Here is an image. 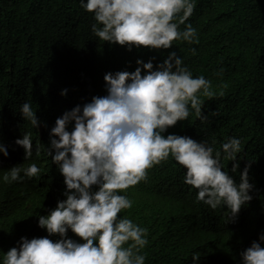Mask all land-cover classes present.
<instances>
[{
  "label": "trees",
  "instance_id": "trees-1",
  "mask_svg": "<svg viewBox=\"0 0 264 264\" xmlns=\"http://www.w3.org/2000/svg\"><path fill=\"white\" fill-rule=\"evenodd\" d=\"M191 2L194 11L180 30L191 24L196 29L193 43L177 40L169 50L129 52L92 33L94 14L81 7V0H0V141L8 151L4 164L0 163V264L22 237L48 236L38 226V217L66 199L64 177L57 174L48 155L56 119L93 96L106 95V73L133 72L137 59L147 63L155 57L154 65L162 63L171 51L193 78L211 81L215 94L197 93L207 122L190 109L186 121L163 135L204 141L214 155L221 151L223 170L237 184L251 163L252 200L235 222H229L226 207L213 210L197 201L198 190L183 182L186 169L170 155L148 170L146 180L118 193L132 202L118 218L148 230V243L140 252L145 264H193L195 252L201 254L197 264H242L240 253L260 242L264 234V0ZM64 89L67 95L61 96ZM26 102L36 112L39 128L22 118L20 109ZM29 132L33 153L25 160L24 149L15 141ZM231 138L241 141L236 173H231L233 162L223 158L221 148ZM32 163L40 169L37 176L28 178L21 172V180L3 181L12 167ZM67 236L83 243L71 230Z\"/></svg>",
  "mask_w": 264,
  "mask_h": 264
},
{
  "label": "clouds",
  "instance_id": "clouds-1",
  "mask_svg": "<svg viewBox=\"0 0 264 264\" xmlns=\"http://www.w3.org/2000/svg\"><path fill=\"white\" fill-rule=\"evenodd\" d=\"M81 7L94 14L91 30L99 40L129 52L133 48L169 50L174 41L193 43L196 38L191 24L180 30L194 11L191 0H81ZM154 60L137 59L133 72L106 73V95L93 96L56 119L49 133L48 155L57 174L64 177L66 199L58 201L48 215L38 217V226L48 236L22 237L4 255L3 264H145L146 257L140 252L148 243V230L128 218H118L122 210L132 207L118 193L146 180L148 170L170 155L186 169L183 182L198 190L197 201L213 210L226 207L229 222H235L241 208L250 203L249 193L254 189L249 182L251 163L240 173L237 184L223 170L221 151L214 155L213 147L204 141L163 135L186 121L190 109L201 122H207L197 93L203 90V96L212 97L211 81L203 76L193 78L175 51L162 63L154 65ZM60 94L66 96L67 89ZM20 112L33 127L41 126L30 103H24ZM15 144L24 149L25 160L32 156L30 132ZM221 148L223 158L233 162L231 173H236L241 141L231 138ZM36 151L39 155V148ZM1 153L0 163L4 164L8 151L2 141ZM39 171L35 163L14 166L3 175V181L21 180V172L35 177ZM69 230L83 243L68 238ZM51 236L60 238L53 241ZM259 241L240 253L242 264H264V234ZM200 256L193 253V264Z\"/></svg>",
  "mask_w": 264,
  "mask_h": 264
},
{
  "label": "bare ground",
  "instance_id": "bare-ground-1",
  "mask_svg": "<svg viewBox=\"0 0 264 264\" xmlns=\"http://www.w3.org/2000/svg\"><path fill=\"white\" fill-rule=\"evenodd\" d=\"M12 164H14V163H12Z\"/></svg>",
  "mask_w": 264,
  "mask_h": 264
}]
</instances>
